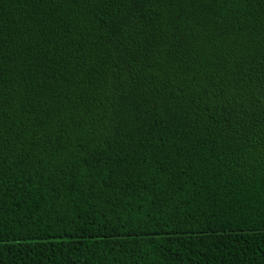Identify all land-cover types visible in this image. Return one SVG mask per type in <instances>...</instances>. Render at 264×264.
<instances>
[{
	"label": "trees",
	"instance_id": "1",
	"mask_svg": "<svg viewBox=\"0 0 264 264\" xmlns=\"http://www.w3.org/2000/svg\"><path fill=\"white\" fill-rule=\"evenodd\" d=\"M0 264H264V0H0Z\"/></svg>",
	"mask_w": 264,
	"mask_h": 264
}]
</instances>
